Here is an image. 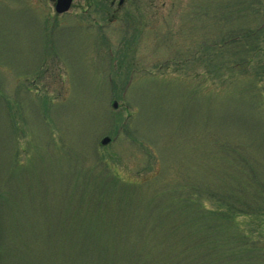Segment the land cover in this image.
<instances>
[{
  "label": "rangeland",
  "instance_id": "374dc122",
  "mask_svg": "<svg viewBox=\"0 0 264 264\" xmlns=\"http://www.w3.org/2000/svg\"><path fill=\"white\" fill-rule=\"evenodd\" d=\"M112 1L0 0V264H193L264 184V0Z\"/></svg>",
  "mask_w": 264,
  "mask_h": 264
},
{
  "label": "trees",
  "instance_id": "16d2710c",
  "mask_svg": "<svg viewBox=\"0 0 264 264\" xmlns=\"http://www.w3.org/2000/svg\"><path fill=\"white\" fill-rule=\"evenodd\" d=\"M227 39L226 36H221L216 42V44L222 42L220 46L226 50H218L223 54L230 49L226 43ZM232 57L230 56L226 62L229 63L230 69H236L240 65ZM257 183L250 178L238 182L236 186L233 182L229 191L233 193L223 201L216 202L217 207L212 209V213L221 214L225 223L217 228L205 224L196 230L199 233L210 234L196 238L198 254L193 264H264V221L257 232L246 230L240 223L242 217L264 216V184L261 183V189L257 191ZM203 215L205 216L204 213ZM223 227L225 229L221 231ZM194 235L196 234H189ZM176 258L177 256L169 259L167 264H182V259L179 258L178 262Z\"/></svg>",
  "mask_w": 264,
  "mask_h": 264
},
{
  "label": "water",
  "instance_id": "95a60500",
  "mask_svg": "<svg viewBox=\"0 0 264 264\" xmlns=\"http://www.w3.org/2000/svg\"><path fill=\"white\" fill-rule=\"evenodd\" d=\"M75 0H55L54 9L57 14H63L70 10L72 3ZM110 142L109 138L102 140V145H107Z\"/></svg>",
  "mask_w": 264,
  "mask_h": 264
},
{
  "label": "flooded vegetation",
  "instance_id": "af4514ba",
  "mask_svg": "<svg viewBox=\"0 0 264 264\" xmlns=\"http://www.w3.org/2000/svg\"><path fill=\"white\" fill-rule=\"evenodd\" d=\"M51 1L54 2L55 0H51ZM126 1H127V0H119V1H118V4H116V0H113L112 3H111V6L113 7V5L116 4V5H117V10H118V9H120V8L123 6V4H125ZM73 4H74V3H73ZM91 5H92V2L89 3V7H90ZM114 6H115V5H114ZM72 7H73V6H72ZM103 8H104V7H103ZM105 11H108V10L105 8ZM115 18H117V16H116L115 14H114V15L112 14V15H111V19H110V21H113Z\"/></svg>",
  "mask_w": 264,
  "mask_h": 264
}]
</instances>
